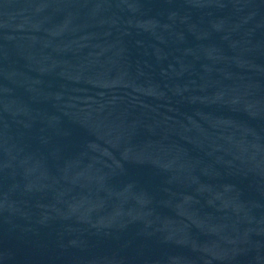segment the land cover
Listing matches in <instances>:
<instances>
[{
  "label": "water",
  "instance_id": "1",
  "mask_svg": "<svg viewBox=\"0 0 264 264\" xmlns=\"http://www.w3.org/2000/svg\"><path fill=\"white\" fill-rule=\"evenodd\" d=\"M0 264H264V0H0Z\"/></svg>",
  "mask_w": 264,
  "mask_h": 264
}]
</instances>
